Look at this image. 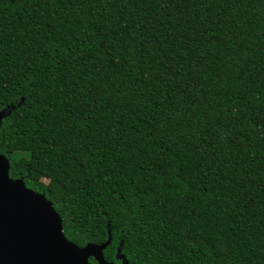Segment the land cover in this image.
Masks as SVG:
<instances>
[{
    "label": "trees",
    "instance_id": "16d2710c",
    "mask_svg": "<svg viewBox=\"0 0 264 264\" xmlns=\"http://www.w3.org/2000/svg\"><path fill=\"white\" fill-rule=\"evenodd\" d=\"M0 154L108 262L264 264V0H0Z\"/></svg>",
    "mask_w": 264,
    "mask_h": 264
},
{
    "label": "water",
    "instance_id": "95a60500",
    "mask_svg": "<svg viewBox=\"0 0 264 264\" xmlns=\"http://www.w3.org/2000/svg\"><path fill=\"white\" fill-rule=\"evenodd\" d=\"M0 154V264H113L104 259L106 244L78 246L68 240L51 202L8 176Z\"/></svg>",
    "mask_w": 264,
    "mask_h": 264
}]
</instances>
